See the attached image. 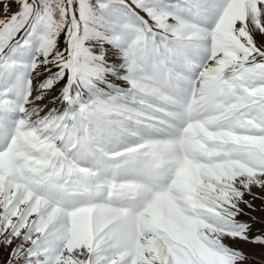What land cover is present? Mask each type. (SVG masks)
<instances>
[{"label":"snow or ice","instance_id":"obj_1","mask_svg":"<svg viewBox=\"0 0 264 264\" xmlns=\"http://www.w3.org/2000/svg\"><path fill=\"white\" fill-rule=\"evenodd\" d=\"M254 188L264 0H0L4 264H246Z\"/></svg>","mask_w":264,"mask_h":264},{"label":"rangeland","instance_id":"obj_2","mask_svg":"<svg viewBox=\"0 0 264 264\" xmlns=\"http://www.w3.org/2000/svg\"><path fill=\"white\" fill-rule=\"evenodd\" d=\"M16 10V5H12V11ZM36 81H34L35 85ZM253 191L260 196H264V191L254 188ZM249 199H251L249 197ZM254 206V211H252L251 215L255 217V222L252 225L251 232L249 233L250 237H255L257 235L264 234V201L260 199H256L252 201ZM241 219H248V217H241ZM227 243L231 244L233 247L242 250L249 257L246 264H264V247L247 243L243 241H232L229 240ZM8 258V250L0 251V264H4V262Z\"/></svg>","mask_w":264,"mask_h":264}]
</instances>
